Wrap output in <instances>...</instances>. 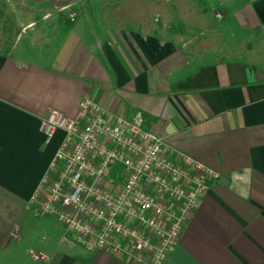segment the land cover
<instances>
[{
    "label": "crops",
    "instance_id": "0c3cea01",
    "mask_svg": "<svg viewBox=\"0 0 264 264\" xmlns=\"http://www.w3.org/2000/svg\"><path fill=\"white\" fill-rule=\"evenodd\" d=\"M163 3L0 0L1 22L23 24L0 44V264H134L63 239L30 204L64 138L46 143L41 120L75 118L85 98L140 113L145 131L217 176L164 264H264V0H208L221 20L199 42L150 19L164 21Z\"/></svg>",
    "mask_w": 264,
    "mask_h": 264
},
{
    "label": "built area",
    "instance_id": "2783aa9c",
    "mask_svg": "<svg viewBox=\"0 0 264 264\" xmlns=\"http://www.w3.org/2000/svg\"><path fill=\"white\" fill-rule=\"evenodd\" d=\"M40 131L46 143L57 131L64 138L30 204L36 217L53 218L63 239L89 253L164 264L206 191L205 180L217 177L145 131L140 113L126 120L87 98L75 118L50 110ZM114 168L118 181L109 184Z\"/></svg>",
    "mask_w": 264,
    "mask_h": 264
},
{
    "label": "rangeland",
    "instance_id": "374dc122",
    "mask_svg": "<svg viewBox=\"0 0 264 264\" xmlns=\"http://www.w3.org/2000/svg\"><path fill=\"white\" fill-rule=\"evenodd\" d=\"M119 1L123 2V0ZM149 1L150 3L164 2L162 18L164 21L159 22L158 14L155 13H151L150 19H154V22L160 24V26L163 25L164 32L169 33V35H179L185 41H203L205 33L213 31L216 27V21L221 20L218 12H222V10L219 7L210 6L208 0ZM156 18L157 20H155ZM22 27L23 24L13 22L11 17L6 22H1L0 19V44L11 45Z\"/></svg>",
    "mask_w": 264,
    "mask_h": 264
},
{
    "label": "water",
    "instance_id": "95a60500",
    "mask_svg": "<svg viewBox=\"0 0 264 264\" xmlns=\"http://www.w3.org/2000/svg\"><path fill=\"white\" fill-rule=\"evenodd\" d=\"M228 178H229V176H224V177H223V179H228Z\"/></svg>",
    "mask_w": 264,
    "mask_h": 264
}]
</instances>
